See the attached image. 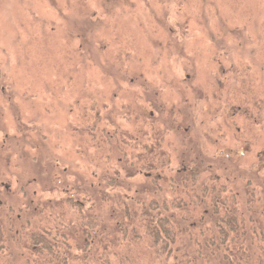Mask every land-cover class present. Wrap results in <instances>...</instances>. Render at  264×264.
Segmentation results:
<instances>
[{
	"label": "rangeland",
	"instance_id": "1",
	"mask_svg": "<svg viewBox=\"0 0 264 264\" xmlns=\"http://www.w3.org/2000/svg\"><path fill=\"white\" fill-rule=\"evenodd\" d=\"M0 127L2 205L56 238L87 184H184L202 135L198 184H264V0H0ZM154 131L167 165L146 171ZM112 236L67 262L105 264ZM27 237L5 264H61Z\"/></svg>",
	"mask_w": 264,
	"mask_h": 264
},
{
	"label": "trees",
	"instance_id": "2",
	"mask_svg": "<svg viewBox=\"0 0 264 264\" xmlns=\"http://www.w3.org/2000/svg\"><path fill=\"white\" fill-rule=\"evenodd\" d=\"M154 132L155 137L150 138L154 149H148L147 144L146 152L141 153L146 171L167 165L164 136ZM204 138L206 135L193 143L181 144L189 151L188 156H194L192 162L199 163L183 174L187 176H176L181 177L177 183L184 184H143L132 199L129 193L133 188L129 184H107L110 191L97 190L98 184H87L89 192H85L83 203L66 202L76 212L71 219L63 212L61 219L72 220L75 226L72 228L70 222L59 224L60 238L52 236L50 230L45 234L36 229L29 232L28 224L23 223L25 218L22 221V215H15L12 205H2L0 191V264L11 260L10 243L18 237L24 241L28 235V246L37 249L42 245V253L51 256L52 261L59 257L61 264H73L67 262L73 244L87 248L97 234L106 237L112 233L107 244L102 241L99 260L105 264H264V184H198L204 163L198 150L202 151L207 141ZM5 140L0 138V152L5 150ZM162 177L169 180L159 173L153 181ZM116 188H123L128 194L121 197ZM63 245L65 263L58 255Z\"/></svg>",
	"mask_w": 264,
	"mask_h": 264
}]
</instances>
